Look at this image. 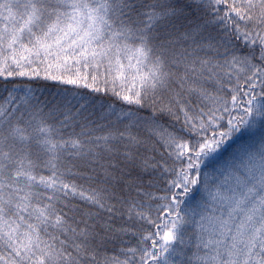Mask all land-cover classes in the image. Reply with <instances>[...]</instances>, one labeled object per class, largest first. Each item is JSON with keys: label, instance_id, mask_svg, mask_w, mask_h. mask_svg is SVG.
I'll list each match as a JSON object with an SVG mask.
<instances>
[{"label": "snow or ice", "instance_id": "6c2138e0", "mask_svg": "<svg viewBox=\"0 0 264 264\" xmlns=\"http://www.w3.org/2000/svg\"><path fill=\"white\" fill-rule=\"evenodd\" d=\"M0 264H264V0H0Z\"/></svg>", "mask_w": 264, "mask_h": 264}]
</instances>
